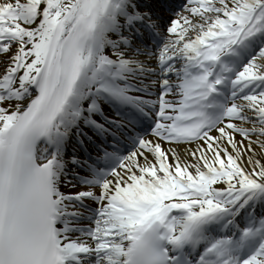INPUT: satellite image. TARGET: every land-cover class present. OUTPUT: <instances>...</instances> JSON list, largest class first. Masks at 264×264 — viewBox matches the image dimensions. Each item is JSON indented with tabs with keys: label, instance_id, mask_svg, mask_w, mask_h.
<instances>
[{
	"label": "snow or ice",
	"instance_id": "1",
	"mask_svg": "<svg viewBox=\"0 0 264 264\" xmlns=\"http://www.w3.org/2000/svg\"><path fill=\"white\" fill-rule=\"evenodd\" d=\"M0 264H264V0H0Z\"/></svg>",
	"mask_w": 264,
	"mask_h": 264
}]
</instances>
